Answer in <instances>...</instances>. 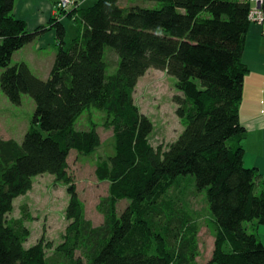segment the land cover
Instances as JSON below:
<instances>
[{
  "label": "trees",
  "instance_id": "16d2710c",
  "mask_svg": "<svg viewBox=\"0 0 264 264\" xmlns=\"http://www.w3.org/2000/svg\"><path fill=\"white\" fill-rule=\"evenodd\" d=\"M15 3L0 0V84L16 105L24 94L32 97L36 110L22 144L0 138V264H199L197 218L166 197L185 178L205 192L215 222L207 264H264L257 233L264 226V182L243 161L246 129L238 112L250 0H98L70 12L78 29L69 46L62 23L52 19L32 32L15 17ZM50 30L59 51L45 80L12 58ZM110 52L117 57L113 71ZM151 68L174 77L179 93L183 133L165 149L150 143L154 123L133 99ZM90 108L104 113L115 136L111 157L95 167L97 179L110 184L99 205L103 224L87 218L73 193L60 245L49 254L43 241L26 247L28 226L8 218L14 200L31 190L35 176L67 180L72 150H96L95 128L80 123Z\"/></svg>",
  "mask_w": 264,
  "mask_h": 264
},
{
  "label": "rangeland",
  "instance_id": "374dc122",
  "mask_svg": "<svg viewBox=\"0 0 264 264\" xmlns=\"http://www.w3.org/2000/svg\"><path fill=\"white\" fill-rule=\"evenodd\" d=\"M56 7L59 8V4ZM80 7L81 3L78 1L71 9L57 8V16L52 19L60 23L64 20L66 25L64 26L67 30L69 24L76 22V14L68 15L70 12L81 11L83 8ZM49 25L50 23L40 27H48ZM76 32L77 26H73L69 32L67 30L66 41L68 46L75 38ZM40 37L29 45L18 49L12 61L14 64L22 60L30 61L25 63L33 72L35 71L34 74L37 77L42 75L47 79L52 72L51 69L56 60L53 58L56 57L59 47L58 42L55 47L47 44L40 46L43 39L42 36ZM33 57L39 58L40 61H31ZM107 57L111 71H113L117 57L112 52L108 53ZM1 72L0 69V78ZM135 89L133 99L139 111L148 116L154 123L150 143L156 149L160 147L165 149L175 143L183 133V125L177 115L178 109L174 98L175 95L179 94L176 79L169 76L167 71L151 68L144 76L140 77ZM35 110L36 104L32 97L24 94L21 103L16 105L5 95L0 84V138L7 141L13 139L22 144L25 135L32 127ZM105 119L103 112L93 108H90L81 119L80 123L83 127L95 128L97 135H99V145L95 151L88 155L75 150L71 151L66 168L67 180L48 173L35 176L32 179L31 190L14 200V209L8 218L10 220L22 219L25 226H28L30 237L26 247L43 241L49 254L60 245L70 225L67 209L73 193L85 203L87 218L96 226L103 224L99 205L102 199L109 196L110 184L107 181L97 179L95 167L100 161L109 159L115 148L113 129L108 126ZM192 179L185 178L173 183L168 189L166 197L178 203H185V208L197 218L200 240V254L197 257V262L207 264L214 254L215 222L205 196H203L205 192H198ZM127 203V201L119 203L118 211H124Z\"/></svg>",
  "mask_w": 264,
  "mask_h": 264
},
{
  "label": "crops",
  "instance_id": "0c3cea01",
  "mask_svg": "<svg viewBox=\"0 0 264 264\" xmlns=\"http://www.w3.org/2000/svg\"><path fill=\"white\" fill-rule=\"evenodd\" d=\"M78 1L81 3L80 8L82 9L91 8L98 0ZM58 2L60 0H16L14 15L23 20L27 24V28L33 32L40 26L49 24L51 19L57 16ZM61 22L65 25L64 20ZM73 26H77L76 22L67 26L68 32ZM51 31L42 35L40 46L46 44L56 46L57 37H55V31ZM245 40L243 62L246 64V75L243 82V98L238 111L241 124L246 129L241 140V146L245 150L243 161L246 167L257 168L261 176L260 181L264 182V34L260 25L251 23ZM31 61L40 60L33 57ZM20 62L30 61L22 60ZM38 77L46 80V77L42 75ZM257 233L264 244V226L259 227Z\"/></svg>",
  "mask_w": 264,
  "mask_h": 264
},
{
  "label": "built area",
  "instance_id": "2783aa9c",
  "mask_svg": "<svg viewBox=\"0 0 264 264\" xmlns=\"http://www.w3.org/2000/svg\"><path fill=\"white\" fill-rule=\"evenodd\" d=\"M251 2V10L249 12L248 18H250L251 23H256L260 25L264 34V0H250ZM78 0H61L59 4V8L61 7L65 9H71L73 5H76Z\"/></svg>",
  "mask_w": 264,
  "mask_h": 264
}]
</instances>
